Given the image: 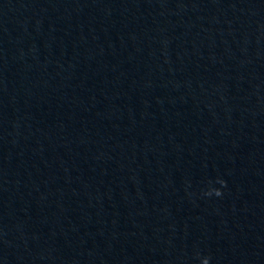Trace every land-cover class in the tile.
<instances>
[{
	"label": "water",
	"instance_id": "1",
	"mask_svg": "<svg viewBox=\"0 0 264 264\" xmlns=\"http://www.w3.org/2000/svg\"><path fill=\"white\" fill-rule=\"evenodd\" d=\"M197 253L264 264V0H0V264Z\"/></svg>",
	"mask_w": 264,
	"mask_h": 264
},
{
	"label": "clouds",
	"instance_id": "2",
	"mask_svg": "<svg viewBox=\"0 0 264 264\" xmlns=\"http://www.w3.org/2000/svg\"><path fill=\"white\" fill-rule=\"evenodd\" d=\"M217 182L220 185H224L226 184V181H224L222 178L217 177ZM215 194L216 196H221L222 195V191L220 188H215V187H209L207 189V191L205 192V195L211 196ZM197 256L200 257V264H209L210 261V257L208 256H200L199 253H197Z\"/></svg>",
	"mask_w": 264,
	"mask_h": 264
}]
</instances>
